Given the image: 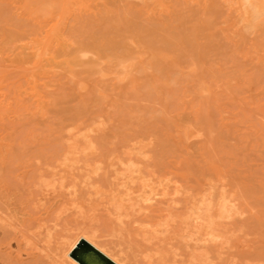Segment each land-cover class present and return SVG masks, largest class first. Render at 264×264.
Returning a JSON list of instances; mask_svg holds the SVG:
<instances>
[{"label":"rangeland","instance_id":"1","mask_svg":"<svg viewBox=\"0 0 264 264\" xmlns=\"http://www.w3.org/2000/svg\"><path fill=\"white\" fill-rule=\"evenodd\" d=\"M193 180L264 264V0H0V264H70L77 227L128 246L112 207L129 221Z\"/></svg>","mask_w":264,"mask_h":264},{"label":"bare ground","instance_id":"2","mask_svg":"<svg viewBox=\"0 0 264 264\" xmlns=\"http://www.w3.org/2000/svg\"><path fill=\"white\" fill-rule=\"evenodd\" d=\"M131 164H133V163H131ZM131 164H129V165H131ZM143 169H142V171H143ZM130 171L134 172L132 168L130 169ZM140 171H141V169H140ZM180 171H182V170H180ZM140 175H142V172L140 173ZM180 175L189 176V172H186V170H185V171H182L180 173ZM140 177H142V176H140ZM145 177H143L142 180L139 181V183L129 186V191L127 192L129 194L128 195L129 197H127L128 199L130 198V199H133L135 201H140L144 198L150 199V192H152L155 189H154V186H152L150 188V178L144 179ZM127 179H128V177H127ZM125 181H128V180H125ZM167 181H168V179H167ZM173 181H175V180H173ZM154 182H156V181H154ZM174 183H176L174 186L169 185L170 183L167 184V182L165 184H163V186L160 188L162 190L161 193L163 196L161 198H157V199L155 198L156 199L155 203H153L155 205V208H153L151 206L153 208L151 211L147 210L144 214L134 216L130 220L128 219L129 221H125L121 217V215L123 214V211H124V205H123L124 202L123 203L119 202L116 205H114V207H112V213H115L117 215L118 219L120 220V223L122 226V228H120V233L125 234L124 239H127V241L129 242L128 246H125L121 242H117L115 240L107 239L106 236L99 234L98 229H95L94 227L93 228H91V227L81 228V227L76 226L78 230H81L78 233L79 235L70 237V235L68 234L69 236H66V238H64V239H60L59 242L56 238V240H57L56 243H59V245H58L59 250L57 252L59 254V257H61L62 259L64 258L70 264H91L85 257H83L79 253V249L86 248L87 250H90L94 254L99 255V257L102 259V261L105 262L104 264H246V262H247L246 256L248 258V255L245 254L246 253L244 250L245 247L244 248L242 247V248L237 249V250L235 249L236 251H234L232 249V245L229 244L231 241V238H232L231 235L235 236V234H237L236 233L237 230H244V227L246 225V221H248V219L246 217L239 216L238 214H237L238 215L237 217L233 216V213L235 212V210L239 209V206L227 198L216 200L212 196V194L211 195H202L200 193V189H199L198 184L194 180H193L191 185L177 184V182H174ZM171 184H173V183H171ZM158 185H159V183H158ZM159 187H160V185H159ZM213 187H211V189ZM214 189L216 190V188H214ZM222 190H223V188L220 190L221 193H222ZM210 191H212V190H210ZM214 191H213V193L216 195V191L215 192ZM171 194H172V196H168ZM66 195H67V193H66ZM113 195H114V193H113ZM157 196H159V195H157ZM216 196H218V195H216ZM123 197H124V195H123ZM118 199H120V198H118ZM123 201H125V200H123ZM72 202L70 204H72ZM128 202H129L128 203V205H129L130 201H128ZM149 203H151V202H149ZM125 204H127V203H125ZM79 206H80V204H79ZM97 206H98V204H97ZM110 207L111 206L109 205V207H107V208L111 209ZM148 208H150V205H148ZM124 214H125V212H124ZM245 214H246V212H245ZM122 216H124V215H122ZM131 217H132V215H131ZM28 222L30 223L31 221H28ZM134 222H136L137 224H134ZM252 222H254V221H252ZM32 225L33 224H30L29 226L32 227ZM235 225L237 226L236 227L237 229L235 228ZM27 226H28V223H27ZM44 227H45V225H44ZM32 228L29 227L28 230H30V229L32 230ZM256 228H257V230H259V227H256ZM21 229H23V228L21 227L20 230ZM249 229H247L249 231L248 233L251 234L252 231H250ZM251 229H255V228L251 227ZM7 230H5V231H7ZM23 230H26V229H23ZM69 230H70V228H69ZM255 230L253 232H255ZM1 231H2V229H1ZM21 232H23V231H21ZM21 232H19V233H21ZM25 232H23V233H25ZM240 232L241 231H239L238 233L240 234ZM5 233L3 232V234H5ZM257 233H258V231H257ZM35 234H36V232H35ZM22 235H23V238H25L24 234H22ZM22 235H21V237H22ZM243 235L244 234H241V237ZM3 236H5V235H3ZM16 236L18 237L19 235H16ZM238 236L240 237V235H238ZM31 237H29V238H31ZM222 237H225V238H222ZM245 237L247 238V236H245ZM29 238L28 239L26 238L27 239L26 244L28 243V245H30V247H31V244H29ZM33 238H34V236H33ZM234 238H236V237H234ZM31 240H32V238L30 239V241ZM8 241H10V240H8ZM17 242H19V241L17 240ZM254 242H256V241H254ZM6 244H7V241H6ZM225 244H226V246H225ZM258 244L259 243H257V245ZM32 245H34V244L32 243ZM234 245H235V243H234ZM260 246L261 245H259V247ZM36 247H35V249H36ZM50 248H51V246H50ZM50 248H48V249H50ZM261 248H262V246H261ZM261 248H260V250H261ZM256 249L257 248H255V250ZM258 249H257V251H258ZM54 251H56V250H54ZM257 251H254V252H257ZM260 253L262 254V251ZM42 254H43V252H42ZM53 254H54V252H53ZM254 255L253 256L250 255V256L255 259L256 255H255V257H254ZM35 256L37 257V255H35ZM41 256L43 257V255H41ZM48 257H50V255ZM258 258L259 257L257 256V259ZM37 259H38V257H37ZM49 260H48V262H50L52 260V258L50 261ZM59 261L61 262L60 259H59ZM259 261H262V260H259ZM52 262H54V261H52ZM254 263L256 264V262H254ZM66 264H68V263H66ZM247 264H248V262H247ZM257 264H259L258 261H257Z\"/></svg>","mask_w":264,"mask_h":264},{"label":"water","instance_id":"3","mask_svg":"<svg viewBox=\"0 0 264 264\" xmlns=\"http://www.w3.org/2000/svg\"><path fill=\"white\" fill-rule=\"evenodd\" d=\"M80 246V245H79ZM97 255V254H96ZM99 257V255H97ZM100 258V257H99ZM101 259V258H100ZM102 260V259H101ZM105 263V262H104Z\"/></svg>","mask_w":264,"mask_h":264}]
</instances>
